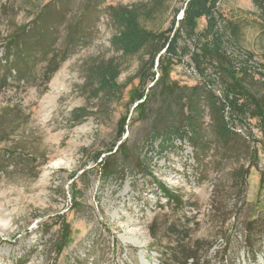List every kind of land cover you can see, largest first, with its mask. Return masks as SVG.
Returning a JSON list of instances; mask_svg holds the SVG:
<instances>
[{"label": "rangeland", "instance_id": "rangeland-1", "mask_svg": "<svg viewBox=\"0 0 264 264\" xmlns=\"http://www.w3.org/2000/svg\"><path fill=\"white\" fill-rule=\"evenodd\" d=\"M89 1L0 0V264H184L189 255L197 264H264L260 121H233L210 71L237 135L223 141L207 98L197 139L165 142L153 128L167 100L153 87L168 45L158 38L172 39L188 0ZM216 8L239 29L221 50L250 76L247 88L264 93V6L217 0ZM124 10L157 39L136 44ZM205 28L199 19L197 32ZM195 46L183 35L169 84H204ZM142 94L149 98L138 101ZM174 113L182 122L180 105ZM111 154L115 173L106 175L99 163Z\"/></svg>", "mask_w": 264, "mask_h": 264}, {"label": "trees", "instance_id": "trees-1", "mask_svg": "<svg viewBox=\"0 0 264 264\" xmlns=\"http://www.w3.org/2000/svg\"><path fill=\"white\" fill-rule=\"evenodd\" d=\"M96 1L97 0H90L89 5H93ZM216 2L217 0L187 1L183 18L179 21V27L172 39H170L171 35L165 36V34H161L158 38L163 40L162 47L166 46V44L168 45L163 51L164 54H161V52L159 53L158 69L160 71V77L153 87H156V89L161 87L163 95L167 96V100L153 128L157 130L156 132L160 137L166 138L165 142H168L174 135L180 139H185V137L189 136L191 140L192 137L197 139L202 134L203 126L201 119L203 109L201 107V101L203 98H207L208 105L219 114V120L216 122V126L223 141L228 143L237 135V133L229 127V123L223 115L225 106L221 105L213 96V81H215V78H218L217 81L223 86L224 96L231 98L227 100V103L231 106V110H233L235 115L233 121L239 119L240 121L238 122H242L247 117L250 119H257L260 121L259 125L264 131V93L255 94L250 91L246 86L250 76L247 74H240L235 69L231 58L221 50V41L226 43L227 36L225 34H229L230 38H235L239 33V29L232 22H226L223 16L217 13ZM252 3L258 9L264 6V0H252ZM40 18H43V14ZM201 18H205L206 28L202 32H197L198 20ZM120 19H124L130 25L129 34L133 35L136 44L140 45L144 40L146 42L149 39H157V36L147 35V32L139 28L136 23L137 18L135 12L124 10L121 13ZM222 22H225L224 26H218L219 23L221 24ZM183 35L196 42L191 59L195 64L198 75L204 80L202 86L184 88L167 82L169 79L168 60L171 62L174 61V59L180 61L185 54L184 49L179 48V42ZM49 62L48 73L52 75L57 68L54 67L51 60ZM210 71V74L215 73L217 75L214 79L208 74ZM19 79L22 81L25 78L20 77ZM6 83L7 78H5L3 82V87H5L4 85ZM144 97H146L147 100L149 94L148 96L142 94L138 97V101ZM146 100L136 107V109L141 110L142 116H147L144 112V107L147 104ZM175 105H180L184 113L182 122L173 116V114L176 115L174 113ZM196 145L197 144L193 142V146L198 147ZM122 149L123 146H120L119 151H122ZM112 151L113 149L109 150L108 153H112ZM112 155L113 154L109 155L110 157L104 158L99 163L103 174L113 175V173H115V168H112L108 163V160L113 158ZM124 155H127V153H124ZM162 190L169 198L173 200L176 199L169 191L165 190V188H162ZM249 226V232H253L255 224L252 222ZM248 246L251 247L250 245ZM188 261H191L190 264H197L198 259H196L194 255H189L186 257V262L184 264H187ZM175 264H179V262L176 261Z\"/></svg>", "mask_w": 264, "mask_h": 264}, {"label": "water", "instance_id": "water-1", "mask_svg": "<svg viewBox=\"0 0 264 264\" xmlns=\"http://www.w3.org/2000/svg\"><path fill=\"white\" fill-rule=\"evenodd\" d=\"M189 1V0H188ZM184 15V12H183V14H182V16ZM182 18H180L179 20H181ZM162 54H164V52L162 53Z\"/></svg>", "mask_w": 264, "mask_h": 264}]
</instances>
